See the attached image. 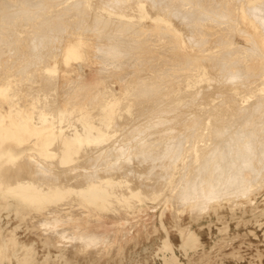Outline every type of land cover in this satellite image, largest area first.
I'll list each match as a JSON object with an SVG mask.
<instances>
[{
  "label": "rangeland",
  "instance_id": "obj_1",
  "mask_svg": "<svg viewBox=\"0 0 264 264\" xmlns=\"http://www.w3.org/2000/svg\"><path fill=\"white\" fill-rule=\"evenodd\" d=\"M19 1L16 2V0H0V5L2 6L0 7L2 8L3 13H1L0 8V22H2L0 23V87L3 85H8L7 93L10 95L6 97L0 94V115L2 113H5L6 111H9L11 108H16L17 116H24L25 114L28 116L30 115L33 118V122H36L38 121V116H40L38 114H41L40 112L44 107L46 108V106L48 105L52 106V103L57 102L55 106V103L53 104L55 111H57L58 104V110H60V112L63 113L64 111V113H66V111H68V113H71L73 115L72 117L70 116V114V118L67 117L68 114L64 115L63 113L62 119L57 120V122L59 121V125L63 126L66 132L69 131L71 133L74 131L76 132L78 130L77 127L79 129H83V127L85 126L89 130L92 129L91 127H94V130H96L94 122L98 120V118L103 117L102 115L104 111L106 112L111 109L110 106L114 105L113 102L116 101L115 98L120 97L122 99L121 102L126 101L127 104L125 102L124 104H122V106L119 105L117 109L113 110V115L115 114L116 116H112V118L114 119V123L111 126V128L113 129L109 127V129H111L109 130V135L107 134L109 137L105 135L104 137H102L103 139H96L89 143L84 142L85 144H79L76 141L75 144L77 145H75V147H78L80 150L78 149L76 152H72L73 159L70 162L66 163L64 166L61 167L57 159L43 158L41 155L39 156V154H33L32 152H35L34 150H27V153L25 152L26 155H35L34 161L30 163L35 162L36 164L34 163L27 165V162H29V156L26 157L24 153L22 157L18 158L19 160L17 159L15 164L10 165L12 167V170H14L15 172L12 173H14V176L18 178L21 177L22 179L26 180H33V182L34 179L36 182L43 181L45 180L44 178H46V181L50 179H53L55 181L63 177L65 179L64 182L67 181L66 183L68 187H74L77 185V187L74 188L75 190H79L80 187L91 184L90 180L92 179H99V177L101 179L108 178V175L110 174L112 178L124 180L125 186L123 185V183L120 184V187L122 189L125 188L123 191H126L128 187L132 186L131 188H133V192L139 190L141 191V195L144 196L129 198L130 200H127L125 202L122 200L113 199V203H111L112 205L110 204V202L106 203L105 205H103V203H100V205H96L86 201L82 196H80L79 193L73 194L76 191H72L67 193L66 198L64 197L65 200H63V198L62 201H58L61 203H47L42 205L40 209H24L23 214H20L22 218L19 217V215L17 216L14 210L2 208L0 211V234L6 236L8 233L14 232L17 240L20 243L27 242V244L29 245L33 244L36 251L35 257L37 261L35 263L34 260V262H29L28 264H264V146L260 145L261 142L264 143V128H262V130L260 129V122L254 124L258 125V128H255V133H258L256 134L258 137L254 139L256 140V142H258V147L255 146L252 148V146H250L246 154L247 158L246 156L245 158L243 157V159L246 160L243 161L244 163L249 161L248 167H238L239 169H248L246 172L244 170L235 171V168H232L233 170L229 169L228 173L226 174H229L232 177L227 175L226 178L228 179L225 178L223 180L221 179L222 177H218L219 179H221V182L217 180V173H214L212 176L213 181L217 180V185L215 184L214 187L215 189L207 188L203 185L205 187L204 188L200 185V183H198L199 181H197V184H195H199V189H196V187L198 186L194 187L196 190L193 188L189 189L190 187L187 184L188 182L196 179V177L198 178V176H201L200 174L197 175L198 173L194 172V167L191 166L193 163H195V159L198 158L199 154H195V152L191 150H194L196 146L199 147L201 143L206 144V142L208 145H210L208 148L209 150H212L210 147H218L217 145H214L216 143V140L210 141L208 139V136L206 135L208 131L205 130L206 126H208V123L211 125V121L213 123L218 119V117H220L215 116L214 118V116L212 117L209 115L211 112H215L216 110H214V104L217 107L220 103L219 101H222L221 99L232 101L230 104H228L229 107L225 108L227 110L229 108L234 109L235 106H233L232 104L236 105V110H233L235 112L232 111L235 114L229 112L230 110H232L230 109L227 113L228 116L227 114L226 116L228 118L233 114L231 117L235 118V120L237 118L238 121L243 122L241 124L243 127H246L247 125L249 127L250 122L253 121L251 120V117H248L247 114L251 116V112H255L252 113V118H255L257 116L258 120L260 119L259 115H261V117H263L264 115V113L261 114L262 112H264V108L260 107V109H258H262V111H259V115L256 113L258 112L257 108L255 109V111L251 112H247L246 109L245 111L247 113L243 114V116L236 115L237 112H239V109L246 108L245 106L248 107L249 104L252 107L257 104V101L258 103L263 101L264 58L258 54L264 51V48H262V51L260 49L262 44L259 42L260 44L257 45L259 47V52H256L258 50L254 51L255 53L253 54L252 58L246 62H243V64H241L240 62V64H238V62L236 61V63L238 64L237 65L236 63H234L235 61H232L235 59H233L232 56L236 55V51L238 52L241 47L243 48L248 45L250 47L252 46L250 44V40L260 41L262 38H264V28L262 31V26L264 27V23L261 26V23L264 20V15H261L264 12L262 11L264 10V0H257L253 2L254 5L249 0H122L124 2H122L121 0H104V2L106 1L105 4H103L102 0H76L77 3L75 0H32L33 3H36L38 6L41 5L38 4L39 1L40 3H43L42 6L37 7V9L35 8L37 6L36 4L35 7L33 6L34 4L31 5L33 6V11L36 10L38 12H29L30 15L28 13L27 15H24L26 14L24 10L31 11L30 9H27L28 7H30L29 0H26L28 4L22 0L23 2H21L23 4L26 3L24 5L28 7L23 5L20 6L22 8L21 9L18 8L19 6H17L19 10L21 9L20 11H17L14 7V10L17 11V14H14L16 13V11L12 14H14L13 16L15 17L10 15L7 8L3 9L5 6L7 7L10 4L12 5L13 3H16V5H18L17 3H19ZM32 1L30 2V4H32ZM68 1L71 3H69ZM80 1L82 2V4L80 3ZM246 1L249 2L248 4L250 5H247ZM73 2L75 4H72ZM139 2H143L146 8H139ZM237 2L240 3L238 4ZM22 3L19 4L21 5ZM78 3H80L81 5H77ZM236 3L238 5L235 6ZM65 5L66 8H64ZM68 5L72 7H69ZM85 5L89 6H87L88 9ZM98 5H104L105 7H107V9H110L113 12L116 11V13L118 14H115L113 16L115 17V20L109 21L110 25L117 24V21L118 24H120L119 21L122 22L123 20L125 22L127 21L126 19L130 17L131 19L128 18L130 20L129 22L131 23V20L133 19L134 21L132 20L133 22L131 24L134 25V27H136L137 25L139 27L137 26L136 28H133L131 27L132 25L130 26L129 24L132 33L129 32L130 28L128 27V29H124L128 31L124 32L123 30L124 33L122 32L120 35L116 34L117 31L115 30V26H104L103 24L99 23V18L100 21L103 20L102 17H110L111 19L113 18L112 16H109L105 11V13L98 11ZM239 5H241V7ZM252 5L260 6L261 8L259 7L260 10L258 9L254 11L253 9L251 10V7L253 8ZM23 7H26V9ZM130 7H132V9H129ZM235 7L236 9H234ZM55 8L56 13L58 14L55 13ZM77 8H83V10L85 11L82 13L83 10L77 11ZM95 8L97 9V11L95 10ZM229 8H231L232 10H230ZM66 9L68 12L66 11ZM244 9H246L249 13L255 12L252 15L249 14L251 15V18L255 17L254 20L260 19V22L255 20V22L257 23L255 26L256 28H254V26L252 25H249L248 21L243 18L242 15ZM3 10H6V14H9L11 18H9L8 15H4L5 11ZM250 10L253 12H250ZM21 11L24 14H22ZM57 11H59L60 13ZM69 11L71 14L69 13ZM74 11L77 12V16L75 15L76 12ZM141 11H144L145 15L146 12H148L149 14L160 12V14L163 16V20H155L147 15L145 17L143 16L144 13L142 14ZM256 11L262 13H259V15L258 13H256ZM19 12H21V15H18ZM51 12L55 15H53ZM66 12L67 14H65ZM62 13H64L65 16H63ZM230 13H232V16ZM98 14L102 16H99ZM215 14L218 16L220 14L222 18L220 16L217 17ZM208 15L211 17V19H208L210 18L207 17ZM227 15H229L230 18H233L229 20L230 23L228 21H224L227 20ZM2 16H4V18ZM205 16L207 17V21L205 20ZM120 17L121 19L119 20L118 18ZM95 18L98 20L99 25L96 23L97 21ZM110 18L108 20H110ZM2 19L6 21L4 22ZM219 19L223 20L225 23L223 21L218 22ZM53 20L55 23L53 22ZM135 20H138L137 24H134L136 23ZM93 21L95 22V25ZM112 22H114L115 24ZM170 22L175 24L178 30L173 31L171 29H165ZM96 29L98 31H95ZM135 29H137V34L133 32ZM138 29L140 30V32L138 31ZM99 31L103 32L101 34L104 35H101ZM195 33L197 34L196 36ZM117 36H119V38L123 40V44H118V47L120 48L118 49L120 51H115V53H113V51L111 52L110 50L111 48H113L112 44L114 43L115 45V42L118 41L116 40V38H118ZM154 37L156 39H154ZM180 38L183 39L184 45L178 43L180 42ZM218 38L220 39L218 40ZM73 40H79L80 47L79 50L76 51L75 56L67 58L66 56L68 53L66 47ZM139 40L141 41L139 42ZM174 45H176V47H173ZM226 47H228L230 50H226ZM200 48L204 49V51ZM231 50H234L235 52ZM225 51H228L226 53L229 54H224ZM56 53L58 54V56ZM186 56H189L191 58L198 56V66L191 65V67L188 66L187 68H185V62H182V64L181 61L182 59L184 60ZM200 57L204 58L203 62L202 58ZM207 57L209 58L207 59L209 61L205 60ZM210 57H215L216 60H210ZM217 59H220L221 63ZM240 59L241 58H239L238 61H240ZM226 60L232 61L235 65H237V67L239 65H241L242 67L243 65H247L244 68H246L248 76H242L240 73L244 74L245 71L242 70V67L238 68V70L241 69V72L239 71L240 75H237V83L235 82L236 84H234V86L237 87L238 90H240V88L243 90L237 92L234 89L230 90V85H228L229 83L223 81L222 76H224L227 72ZM210 61L218 63L215 64L213 62L214 64L212 65ZM44 63L47 64L45 65ZM220 64L222 65V67ZM200 65H208L206 69L207 73L204 76L200 75ZM51 67L52 69L48 70V68ZM213 68L216 69L214 70ZM224 68H226V71ZM222 69L224 70L223 72H221ZM190 73H192L191 76H189ZM197 75H200L201 77H199L200 84H196L198 85L197 88L195 87L196 85L193 86L194 88L191 86L193 92H190V87H183L188 78L190 79V77L193 76L194 79L197 77ZM48 76L50 77V79ZM241 77L246 78L242 79ZM202 78L204 80H202ZM104 79L105 81H103ZM55 81L56 83H54ZM148 81L149 83L151 82V84L148 83L149 86L146 85L145 89H143L144 85ZM259 81H261L260 84ZM48 83L51 84L52 87L57 86L55 87L57 88V90H54V87L50 88V85ZM156 84L159 86L157 87ZM47 85L49 89L46 87ZM68 85L71 87H69L70 89L68 88ZM248 86L255 88H250ZM125 87L129 88V90L131 89L129 91V93L131 92L130 94H126L128 90L126 89V92ZM147 87H149V92L148 90L146 91ZM154 87L155 89H153ZM178 87L184 89V92L182 89H178ZM61 88L63 89L61 90ZM105 88L106 91H104ZM109 88L112 89L111 92H109L110 94H112L111 96L108 93V90L110 91ZM141 88L143 89V91H141ZM248 88H250V90ZM26 89L30 90V93ZM173 89L174 93H172ZM138 90L143 94H140ZM42 91L45 93H43ZM195 91L201 92H199L200 94L198 96H192L194 95ZM104 92L106 94L108 93L109 96H106ZM146 92L147 95L145 94ZM47 93H49L51 97ZM103 93L106 97H104ZM148 93L149 95L150 93H153L154 97L153 94H151L149 97ZM176 93L180 94L181 96L177 95ZM208 93L211 94L210 99H218L217 102L213 101L212 99L210 100ZM240 93H243L245 95H239ZM187 94H191V97H188ZM12 95L14 99L11 98ZM234 95H237V97H234ZM128 96L131 97L132 104L130 103V97ZM204 96L210 101L207 100ZM218 96L222 98L220 99ZM259 96L260 98H258ZM122 97H125L124 100ZM126 97L128 99H126ZM233 97L235 98V100L236 98L238 99L237 102H235ZM102 98H107L106 106L103 103V101L105 102V100ZM182 98L185 100H183ZM249 98L253 100L255 99V101L251 100L250 102ZM181 99L183 100V103L181 102ZM36 100L38 103L36 102ZM243 100H246L245 102L250 103H244ZM153 101L155 103H153ZM171 102H173L174 104L172 103V105H170ZM197 102H199L200 105H197ZM202 104L204 105V107ZM243 104L244 106H242ZM100 105H104L106 107V110L100 107ZM158 105L162 107L160 108ZM190 105H193V108H190ZM198 106L199 108L201 106V111H193V109H199ZM178 107L179 109L180 107H183V109L181 108L179 110ZM121 108L124 109L123 112H126L121 114ZM210 108H212L213 111L210 110ZM129 109L130 111L132 110L133 114H130V111L129 113L127 112ZM184 109H187V115L180 114L181 112L186 111ZM37 110L39 111L38 113ZM190 110L196 113V115L198 113V116L200 115L194 121V123L190 125L194 128L197 127V129L190 128L188 130H182L180 128L187 126L189 123L188 121L190 120L189 118L192 116L193 112H191ZM83 111H85L84 114ZM88 111L91 112L92 115ZM158 111L163 113H159ZM240 112L239 114H242ZM95 113L99 114V116L97 117V114ZM79 114L80 116L84 117H78ZM89 115H91L90 117L92 118L88 120L91 121L92 119V122H88V120L85 119V117L89 118ZM117 115H120V119ZM245 115L247 116L244 117ZM104 116H106V114ZM51 117L52 115L49 117L50 120H54V118ZM178 117H180L181 119ZM200 117L204 120H202ZM205 117H208V119L206 120ZM77 118H79V122L77 121ZM116 119L117 121H115ZM220 119H222V117H220ZM69 120L72 121L71 125ZM83 120L85 121L86 125H83ZM255 120L256 118L254 119V121ZM64 121L67 122L64 123ZM199 121L201 123H199ZM203 121H206L208 123L206 124ZM244 121H248L245 122L246 126L244 124ZM77 122L81 124L79 125ZM56 123L54 124V127L58 126V124L56 125ZM74 123H77V126H75ZM72 124L75 127L72 126ZM69 125L73 128H71ZM198 125L200 126L198 127ZM204 125L206 126L204 127ZM202 129H204L203 133L204 131H206L203 134V139L205 142L202 141L197 143L194 148L189 147L188 144H190V142L188 141L184 142V144H181L180 142V146L178 145V138L180 136L185 137L187 134L188 137L190 135L189 138L192 140L195 136L198 137L202 133ZM114 130H117V133L115 135ZM236 133L238 134V132ZM237 134H234V136H236ZM259 135L263 138L259 137ZM69 136H71V134ZM234 136H231V138L233 139ZM35 137L36 136H32L31 140L34 141ZM225 137L221 139L224 140L226 139ZM206 138L208 140H205ZM252 138L253 137L250 136L248 140H251ZM257 138H260L259 141H257ZM103 140L105 141L103 142ZM220 141L221 140L219 139V143L217 142L216 144L222 145ZM56 142L54 144H56ZM224 143H226V141H224ZM54 144H52L50 148H54ZM81 147H84V149H82ZM187 149L190 151H188ZM222 149L221 151L223 152V155L225 153L226 156L231 151L230 147L228 148L230 150H227L225 148ZM259 149H261L262 151ZM185 152H187V155ZM205 152H207V154L211 153L208 151ZM220 152V155L217 154V157H215L214 160H216L218 156H220V158L223 156ZM180 154L183 155L181 156ZM180 156L182 157V159H180ZM44 161H46L47 163H44ZM209 161L207 160L206 162H204L206 164V167H203L207 168L213 165L209 164L208 166L207 164ZM179 162H181V164ZM24 164L27 166L26 171L30 168L28 172H24ZM39 164H42L41 166L44 167V171L46 170L47 172H49L48 175L50 176V179L48 178V176L46 177L47 173L46 175H44V171L38 172L37 169ZM235 164H237L238 166L241 164V162H236ZM235 164H233L231 167L236 166ZM242 164L240 166H242ZM195 165L197 166V164ZM32 167L34 168V170L32 169ZM63 167L66 173L59 171ZM257 167L258 169H256ZM190 168L191 170H189ZM174 169H176L177 173ZM33 171H37V173H34ZM237 171H242L244 173L240 175V173H238ZM236 172L237 174H234ZM31 174L34 175L31 176ZM94 176L96 177L94 178ZM235 178H237L236 180H238L239 182H237L236 180L233 181V179ZM199 179L201 180L202 178ZM240 179L243 180L244 183H240ZM231 181L237 182V184L240 183L239 185H237V187H242L243 184V188H246L248 186L249 189H247L246 192V189L243 191L246 194H242V188H238L236 189V191L235 189H233V187L229 190L228 186L232 184L234 185V183H232ZM227 182H231V184ZM226 183L228 184V186L226 185ZM120 187L119 190L121 189ZM237 187L235 186V188ZM210 189L215 190L216 193H211L212 190ZM216 189L219 190L216 191ZM227 191H230L231 194L226 193ZM189 192H194V194L192 195L190 193L191 195L189 196L187 195ZM209 192L211 194H208ZM232 193L235 194L232 195ZM236 193H238L239 195L236 196ZM128 195L130 196V194H126V196ZM206 195H211L214 197V199L210 198L209 200L208 196L206 197ZM192 196H195V198H193ZM3 201L4 199L0 198L1 204L4 203ZM130 202L132 203L130 204ZM57 204H59V207L57 206ZM108 204H110V206H108ZM58 208H61L60 212L59 214L57 212H54L58 214V216L54 217L53 210H56ZM50 209L53 210L51 211ZM48 216L51 217L49 218L50 220L48 219ZM17 217H19V219ZM54 218H58L59 220L57 219L56 221V219ZM60 218H62V220H60ZM48 220L51 222H49ZM166 238L169 239V243H171V245H169V247L167 246V248H163V244L168 243L166 241ZM183 239L185 240L187 248L182 247ZM21 248L18 249L17 252V255L20 256H17L18 260L24 256H33V248H30L31 250H25V253ZM27 252L29 253L27 254ZM18 260L14 256L11 258V260L9 257H6V259L4 258L1 264H18L20 261Z\"/></svg>",
  "mask_w": 264,
  "mask_h": 264
},
{
  "label": "bare ground",
  "instance_id": "obj_2",
  "mask_svg": "<svg viewBox=\"0 0 264 264\" xmlns=\"http://www.w3.org/2000/svg\"><path fill=\"white\" fill-rule=\"evenodd\" d=\"M19 0H16V2H18ZM22 0H20L19 1V3H22L23 1H25L26 3H27V1L26 0H23L22 2H21ZM32 0H29V5H30V7H28V6H26V5H24V4H26V3H22L21 5L19 4V3H17L18 5H16V3H13L12 5L10 4L9 6H11V7H9V6H5L3 9H6L7 8V10H8V12L10 13V15H14V14H17V11H20L22 8L20 7V6H26V7H28L27 9H30L31 11H28V10H24L25 12H26V14H24L22 11V14H24V15H27V13L30 15V13L31 12H35V11H33L34 9L32 8L33 6L35 7L36 5L33 3V1H32V4H30V2H31ZM70 1V0H69ZM68 1V2H69ZM73 1V0H72ZM76 1V0H75ZM82 1V0H81ZM80 1V3L82 4V2ZM84 1V0H83ZM88 1V0H87ZM87 1H86V4H87ZM92 1V0H91ZM114 1V0H113ZM112 1V2H113ZM122 1V0H121ZM128 1V0H127ZM126 1V2H127ZM142 1V0H141ZM143 1H146V0H143ZM252 4H253V2H255V1H257V0H249ZM260 1V0H259ZM262 1V0H261ZM51 2V1H50ZM63 2V1H62ZM65 2H67V1H65ZM100 2V1H99ZM102 2H103V4H105V2H104V0H102ZM101 2V3H102ZM118 2V1H117ZM122 2H124V1H122ZM125 2V3H126ZM234 2V1H233ZM236 2V1H235ZM247 2V1H246ZM7 3V4H8ZM43 3V2H42ZM42 3H40V1H39V3L38 4H41V5H39V6H42ZM59 3V2H58ZM69 3H71V2H69ZM76 3H77V1H76ZM80 3H78L77 5H81ZM109 3V2H108ZM124 3V4H125ZM238 3V2H237ZM235 4V6L236 5H238V4ZM249 2H247V5H250V4H248ZM28 4V3H27ZM34 4V5H33ZM72 4H75L74 2L72 3ZM71 4V5H72ZM97 4V3H96ZM107 4V3H106ZM112 4V3H111ZM127 4V3H126ZM159 4V3H158ZM14 5V6H13ZM31 5H33V6H31ZM56 5V4H55ZM91 5V4H90ZM108 5V4H107ZM129 5V4H128ZM147 5V4H146ZM243 5H246V4H243ZM254 5V4H253ZM252 5V6H253ZM1 6V5H0ZM17 6H19L18 8H21L20 10L17 8ZM38 5L35 7L36 9H37V7H39ZM44 6V5H43ZM48 6V5H47ZM69 7H72V6H70V5H68ZM76 6V5H75ZM78 6V7H79ZM86 6V5H85ZM88 6V5H87ZM86 6V8L88 9V7ZM120 6V5H119ZM124 6V5H123ZM133 6V5H132ZM240 7H241V5H239ZM2 7V6H1ZM0 7V8H1ZM14 7L16 8V10H14ZM26 7H23V8H25L26 9ZM45 7V6H44ZM59 7H61V6H59ZM58 7V8H59ZM64 7V6H63ZM62 7V8H63ZM138 7L140 8H146V6H145V4L143 3V2H139L138 3ZM238 7V6H237ZM247 7V6H246ZM245 7V8H246ZM260 6H253V8L251 7V10L253 9L254 11L255 10H260V8H259ZM64 8H66V5H65V7ZM137 8V7H136ZM156 8V7H155ZM225 8H226V6H225ZM263 8H264V6H263ZM40 9H41V7H40ZM70 9V8H69ZM72 9H75V8H72ZM93 9V8H92ZM97 9H98V11H101V12H103V13H105V12H107V14L109 15V16H112V18L113 19H111L110 17V20H108L109 18L107 17V18H104V17H102L103 18V20H101L100 21V18L98 19L99 20V23L100 24H103L104 26L105 25H109V26H115V30L117 31V33L116 32H114V33H116V34H121L122 32H123V30L124 29H128V27L130 28V30H129V32H131L132 33V31H131V27H133V28H136V27H134V25H132L131 23L134 21L133 19V21L131 20V23L129 22L130 20L128 19V18H130V17H128L126 20L128 21H123L122 20V22H120L119 21V23L120 24H118V21L116 22L117 24H115L114 22H112V23H114L115 25H110L109 24V21H111V20H115L114 18L115 17H113L115 14H117L116 13V11L115 12H113V11H111L110 9H107V7H105L104 5H98L97 6ZM97 9L95 8V10L97 11ZM119 9V8H118ZM129 9H132V7H130ZM230 10H232L231 8H229ZM234 9H236V7L234 8ZM233 9V10H234ZM247 9V8H246ZM246 9H244L243 10V18L244 19H246V21H248V24L249 25H252V26H254V28H256L255 26H256V22H255V20L256 21H259V20H257V19H255L254 20V18H251V15L253 14V13H255V12H253V11H251L250 10V12H253V13H249V12H247V10ZM50 10V9H49ZM55 10V13H56V8L54 9ZM58 10V9H57ZM63 10V9H62ZM78 10H83V8L82 9H78L77 8V11ZM223 10V9H222ZM225 10V9H224ZM3 11H5V14L4 15H8L9 16V14H6V10H3ZM16 11V13H14V14H12L13 12H15ZM28 11V12H27ZM52 11H53V9H52ZM65 11V10H64ZM66 11H67V9H66ZM85 10H83L82 11V13L84 12ZM105 11V12H104ZM120 11V10H119ZM122 11V10H121ZM137 11H138V9H137ZM262 11H264V10H262ZM7 12V13H8ZM21 12H19V14L18 15H21ZM30 12V13H29ZM36 12H38V11H36ZM57 12H59V11H57ZM68 12V11H67ZM67 12L65 13V14H67ZM74 12H76V11H74ZM142 12V11H141ZM1 13H2V8H1ZM52 13V12H51ZM53 13H54V11H53ZM52 13V14H53ZM60 13V12H59ZM69 13H70V11H69ZM82 13H80V14H82ZM144 13V11L142 12V14ZM256 13H260V12H257L256 11ZM262 13V12H261ZM260 13V14H261ZM3 14V13H2ZM56 14H58V13H56ZM63 14V16H65L64 15V13H62ZM71 14V13H70ZM75 14V13H74ZM85 14V13H84ZM83 14V15H84ZM96 14V13H95ZM203 14V13H202ZM205 14V13H204ZM209 14V13H208ZM218 14V13H217ZM231 14V16H232V13H230ZM249 14H251V15H249ZM259 14V15H260ZM53 15H55V14H53ZM76 16H77V12H76V14H75ZM99 15V14H98ZM118 15V14H117ZM130 15V14H129ZM140 15V14H139ZM146 15L147 16H149L150 18H152V19H155V20H163V16L160 14V12H156V13H152V14H149L148 12H146ZM146 15H145V13H144V15L143 16H145L146 17ZM182 15H184V14H182ZM216 15V14H215ZM258 15V16H259ZM261 15H264V12L261 14ZM49 16V15H48ZM51 16V15H50ZM70 16V15H69ZM74 16V15H73ZM99 16H102V15H99ZM120 16V15H119ZM123 16V15H122ZM134 16V15H133ZM142 16V15H141ZM191 16V15H190ZM204 16V15H203ZM217 17H221L222 18V16L219 14V16L218 15H216ZM3 18H4V16H2ZM13 17H15V16H13ZM12 17V18H13ZM24 17V16H23ZM95 17V16H94ZM97 17V16H96ZM106 17V16H105ZM207 17H210L209 15L207 16ZM206 16H205V20H206V18H207ZM8 18V17H7ZM9 18H11L10 16H9ZM126 18V17H125ZM232 18V17H231ZM231 18L229 17V15H227V17H226V19L227 20H224V21H228L229 22V20H231ZM257 18V17H256ZM262 18V17H261ZM264 18V17H263ZM49 19H51V18H49ZM96 19V18H95ZM105 19V20H104ZM119 20L121 19V17L120 18H118ZM123 19V18H122ZM131 19V18H130ZM137 19V18H136ZM165 19V18H164ZM208 19H211V17L210 18H208ZM214 19V18H213ZM212 19V20H213ZM233 19V18H232ZM3 21H4V19H2ZM94 20V19H93ZM98 20L96 19V23L98 24ZM116 20H117V16H116ZM173 20H175V19H173ZM179 20V19H178ZM262 20V19H261ZM6 21V20H5ZM4 21V22H5ZM50 21V20H49ZM65 21V20H64ZM93 21V22H94ZM138 21V20H137ZM137 21L135 20V22L136 23H134V24H137ZM140 21H142V20H140ZM168 21V20H167ZM207 21V20H206ZM219 21H223V20H218V22ZM223 21V22H224ZM264 21V20H263ZM262 21V23H261V26H262V24L264 23ZM53 22H54V20H53ZM95 22H94V25H95ZM209 22V21H208ZM207 22V23H208ZM211 22V21H210ZM260 22V21H259ZM0 23H2V22H0ZM55 23V22H54ZM111 23V24H112ZM139 23H141V22H139ZM143 23V22H142ZM225 23V22H224ZM230 23V22H229ZM234 23H236V22H234ZM247 23V22H246ZM49 24H51V23H49ZM129 24H130V26H129ZM209 24V23H208ZM54 25V24H53ZM52 25V26H53ZM99 25V24H98ZM141 25V24H140ZM233 25V24H232ZM232 25H231V27H232ZM264 25V24H263ZM55 26V25H54ZM117 26V27H116ZM235 26V25H234ZM233 26V27H234ZM2 27H4V26H2ZM98 27V26H97ZM139 27V26H138ZM163 27V26H162ZM229 27H230V25H229ZM54 28V27H53ZM104 28V27H103ZM112 28V27H111ZM263 26H262V31H263ZM0 29H1V27H0ZM99 29V28H98ZM113 29V30H114ZM165 29H167V30H169V29H171V30H173V31H176V30H178V28L175 26V24H173V23H168V26L165 28ZM233 29V28H232ZM235 29V28H234ZM136 30L137 29H135L133 32H135L136 33ZM180 30V29H179ZM80 31V30H79ZM95 31H98L97 29L95 30ZM102 31V30H101ZM107 31V30H106ZM125 31H128V30H124V32ZM138 31L140 32V30L138 29ZM100 32V31H99ZM123 32V33H124ZM181 32V31H180ZM185 32V31H184ZM264 32V31H263ZM101 33H103V32H100V34ZM105 33V32H104ZM109 33H112V32H109ZM113 33V34H114ZM134 33V34H135ZM138 33V32H137ZM136 33V34H137ZM167 34V33H166ZM101 35H104V34H101ZM115 35V34H114ZM126 35V34H125ZM197 34L195 33V36H196ZM234 35V34H233ZM248 35H250V34H248ZM166 36V35H165ZM169 36V35H168ZM220 36V35H219ZM118 38H116V40H118V41H116L115 42V45H114V43L112 44V47L113 48H111V52L113 51V53H115V51H117V52H119L120 50V48L118 47V44H121L122 43V41L123 40H121L120 38H119V36H117ZM151 37V36H150ZM156 37V36H155ZM154 37V39H156ZM152 38V37H151ZM206 38H208V37H206ZM146 39V38H145ZM220 38H218V40H219ZM228 39V38H227ZM138 40V39H137ZM226 40V39H225ZM132 41V40H131ZM135 41V40H134ZM133 41V42H134ZM141 40H139V42H140ZM180 42H178L179 44H181V45H184L183 44V39H181L180 38V40H179ZM127 42V41H126ZM142 42H143V40H142ZM186 42V41H185ZM262 44V46H261V51H262V48H264V38H262L260 41H256V40H250V44L252 45L251 47L248 45V46H245V47H241L239 50H238V52L236 51V55H234V56H232L233 57V59L234 60H232L234 63H236V61L238 62V64H243V62H246V61H248L249 59H251L252 58V56H253V54L255 53L254 51H256V50H258V51H256V52H259V47L257 46V45H259L260 43ZM137 43V42H136ZM176 43V42H175ZM202 43V42H201ZM216 43V42H215ZM214 43V44H215ZM221 43H222V41H221ZM228 43H230V42H228ZM62 44V43H61ZM79 44H80V41L79 40H73V41H71L68 45H67V47H66V49H67V58H70L71 56H75V54H76V51H78L79 50ZM123 44V43H122ZM128 44V43H127ZM133 44V43H132ZM196 44H198V43H196ZM141 45V44H140ZM180 45V46H181ZM230 45V44H229ZM235 45V44H234ZM239 45H241V44H239ZM117 46V47H116ZM120 46V45H119ZM123 46V45H122ZM172 46V45H171ZM198 46V45H197ZM237 46V45H236ZM241 46H243V45H241ZM173 47H176V45H174ZM229 47V46H228ZM228 47H226L225 49L227 50V49H229ZM232 47V46H231ZM119 48V49H118ZM182 48V47H181ZM234 48H235V46H234ZM201 49V48H200ZM233 49V48H232ZM201 50H203L204 51V49H201ZM230 50V49H229ZM61 51V50H60ZM200 51V50H199ZM231 51H233V52H235L234 50H231ZM231 51H230V53H231ZM260 51V52H261ZM109 52V51H108ZM122 52V51H121ZM219 52H220V50H219ZM226 52H228V51H225V53L224 54H227ZM58 53H59V51H58ZM123 53V52H122ZM222 53H223V51H222ZM221 53V54H222ZM57 54V53H56ZM186 54V53H185ZM229 54V53H228ZM227 54V55H228ZM259 55H261L263 58H264V51L262 52V53H258ZM118 55H120V54H118ZM124 55V54H123ZM196 55H197V53H196ZM196 55H194V56H196ZM214 55V54H213ZM57 56H58V54H57ZM193 56V55H192ZM203 56V55H202ZM212 56V55H211ZM218 56V55H217ZM236 56V57H235ZM51 57V56H50ZM53 57V56H52ZM142 57V56H141ZM148 57V56H147ZM181 57V56H180ZM198 57V56H197ZM197 57H193V58H191V57H189V56H186L185 58H184V60L182 59V61H181V63L182 62H185L184 64V66H186L185 68H187L188 66H190L191 67V65H196V66H198V58ZM238 57V58H237ZM200 58H202V57H200ZM230 58H231V56H230ZM239 58H243L242 59V61H241V59H240V61H238V59ZM186 59V60H185ZM188 59V60H187ZM203 59L204 58H202V62H203ZM207 59H209L208 57L205 59L206 61H209V60H207ZM216 60V58L214 57H210V60ZM228 59V58H227ZM46 60H47V58H46ZM204 60V61H205ZM218 60V59H217ZM205 61V62H206ZM219 62L221 61L220 59L218 60ZM223 61V60H222ZM227 61V60H226ZM232 61H227L226 62V68H227V72L225 73V75L224 76H222L223 77V81H225L226 83H229L228 85H230L229 86V88H230V90L231 89H234L236 92L237 91H240V90H243V89H241L240 87H238V88H240V90H238L237 89V87H235L234 86V84H236L237 82H236V80H238L237 79V75H242V76H246L247 75V72H246V68H244L245 66H247V65H243V67L241 66V65H239L238 67H237V65H235ZM164 62V61H163ZM188 62H189V64H188ZM211 62V61H210ZM214 61H212L211 63H212V65L215 63H213ZM230 62V63H229ZM240 62V63H239ZM207 63V62H206ZM218 63V62H217ZM217 63H215V64H217ZM221 63V62H220ZM224 63H225V61H224ZM45 64V63H44ZM47 64V63H46ZM45 64V65H46ZM183 64V63H182ZM181 64V65H182ZM223 64V63H222ZM221 65V64H220ZM30 66V65H29ZM183 66V67H184ZM215 66H217V65H215ZM214 66V67H215ZM181 67V66H180ZM200 67V71H201V73H200V75H202V76H204L206 73H207V71H206V69H207V67H208V65H200L199 66ZM198 67V68H199ZM211 67V66H210ZM219 67V66H218ZM218 67H216V68H218ZM221 67H222V65H221ZM242 67V70H244L245 71V75L244 74H242V73H240L239 74V71L241 70H238V68H241ZM78 68V67H77ZM171 68V67H170ZM182 68V67H181ZM215 68V69H216ZM226 68H224L225 69V71H226ZM32 69V68H31ZM49 69H52V67L51 68H48V70ZM178 69H179V67H178ZM214 69V68H213ZM214 69V70H215ZM27 70V69H26ZM183 70V69H182ZM185 70V69H184ZM199 70V69H198ZM29 71H31V70H29ZM101 71V70H100ZM164 71V70H163ZM224 70L222 69V71L221 72H223ZM244 71H242V72H244ZM263 71V70H262ZM48 72V71H47ZM166 72H167V70H166ZM241 72V71H240ZM249 72V71H248ZM218 73V72H217ZM46 74V73H45ZM253 74V73H252ZM192 75V73H190L189 74V76H191ZM200 75H197V77L196 78H194L193 79V76L192 77H190V79L188 78V80H187V82L185 83V85L183 86L184 88H189V89H191V91L190 92H193L192 91V88H191V86L193 87V86H195L196 84H198L199 82H200ZM221 75H222V73H221ZM260 75V74H259ZM53 76V75H52ZM158 76V75H157ZM248 76V75H247ZM49 77V76H48ZM105 77V76H104ZM178 77V76H177ZM200 77V78H199ZM209 77V76H208ZM211 77V76H210ZM218 77H219V75H218ZM240 77V76H239ZM103 78V77H102ZM216 78V77H215ZM242 79L244 78H246V77H241ZM49 79H50V77H49ZM146 79V78H145ZM148 79V78H147ZM180 79V78H179ZM199 79V80H198ZM48 80V79H47ZM184 80V79H183ZM182 80V81H183ZM198 80V81H197ZM202 80H204L203 78H202ZM51 81V80H50ZM103 81H105V79L103 80ZM164 81V80H163ZM179 81V80H178ZM209 81V80H208ZM207 81V82H208ZM253 81V80H252ZM255 81H257V80H255ZM146 82V81H145ZM155 82V81H154ZM153 82V83H154ZM236 82V83H235ZM251 82V81H250ZM260 82L261 81H259V84H260ZM2 83V82H1ZM54 83H56V81L54 82ZM72 83V82H71ZM142 83V82H141ZM149 81L145 84V83H143V84H145L144 85V88L143 89H145V87H146V85L147 86H149V84H151V82L149 83ZM152 83V84H153ZM157 83V82H156ZM183 83V82H182ZM204 83V82H203ZM210 83V82H209ZM256 83V82H255ZM264 83V82H263ZM5 84V83H4ZM49 84V83H48ZM108 84V83H107ZM200 84V83H199ZM243 84V83H242ZM247 84H249V83H247ZM50 86V88L52 87L51 86V84H49ZM109 85V84H108ZM111 85V84H110ZM157 85V84H156ZM167 85V84H166ZM206 85V84H205ZM221 85V84H220ZM224 85V84H223ZM45 86V85H44ZM140 86V85H139ZM154 86V85H153ZM159 85H157V87H158ZM165 86V85H164ZM181 86V85H180ZM179 86V87H180ZM197 86L198 85H196L195 87L197 88ZM239 86V85H238ZM243 86V85H242ZM42 87V86H41ZM47 88H48V85L46 86ZM54 87V86H53ZM52 87V88H53ZM55 87H57V86H55ZM53 88L54 90L56 89L57 90V88ZM70 86L68 85V88H69ZM106 87V86H105ZM110 87V86H109ZM127 87V86H126ZM125 87V91H126V89L128 90V92L126 93V94H128L129 93V91L131 90H129V88H126ZM152 87V86H151ZM150 87V88H151ZM178 87V89H182V88H179ZM203 87V86H202ZM217 87V86H216ZM224 87V86H223ZM228 87V86H227ZM248 87H250V86H248ZM43 88V87H42ZM71 88V87H70ZM69 88V89H70ZM107 88V87H106ZM106 88H105V90L104 91H106ZM113 88V87H112ZM131 88V87H130ZM148 88L149 87H147L146 88V91L148 90ZM174 88V87H173ZM175 88H177V87H175ZM194 88V87H193ZM211 88H213V87H211ZM247 88V87H246ZM245 88V89H246ZM250 88H255V87H250ZM250 88H248L249 90H250ZM30 89V88H29ZM41 89V88H40ZM49 89V88H48ZM63 88H61V90H62ZM108 89V88H107ZM110 89V91L108 90V93L109 92H111V88H109ZM140 89V88H139ZM143 89L141 88V91H143ZM153 89H155V87L153 88ZM172 89V88H171ZM207 89V88H206ZM257 89V88H256ZM28 92L31 90H28V89H26ZM183 90V92H184V89H182ZM182 90H180V91H182ZM216 90H218V89H216ZM247 90V89H246ZM254 90V89H253ZM7 91H8V85H3V86H1L0 87V94L1 95H3V96H6V97H8V96H10L8 93H7ZM44 91V90H43ZM42 91V92H43ZM46 91V90H45ZM139 91V90H138ZM137 91V92H138ZM141 91H139V93L141 94L142 92ZM145 91V90H144ZM150 90H148V92H149ZM159 91V90H158ZM179 91V90H178ZM186 91V90H185ZM197 91V90H196ZM195 91V92H196ZM202 91V90H201ZM201 91H198V92H194V95H192V96H198L200 93L199 92H201ZM207 91V90H206ZM212 91H214V90H212ZM221 91V90H220ZM257 91V90H256ZM10 92V91H9ZM54 92H56V91H54ZM53 92V93H54ZM67 92V91H66ZM69 92V91H68ZM115 92V91H114ZM151 92H152V90H151ZM187 92H188V90H187ZM209 92V91H208ZM216 92V91H215ZM218 92V91H217ZM235 92V93H236ZM243 92V91H242ZM251 92V91H250ZM255 92V91H254ZM11 93H12V91H11ZM30 93V92H29ZM28 93V94H29ZM32 93V92H31ZM43 93H45V92H43ZM105 93V92H104ZM104 93H103V95H104ZM106 94V96H109V94ZM131 93V92H130ZM129 93V94H130ZM156 93V92H155ZM169 93V92H168ZM172 93H174V89H173V92ZM179 93V92H178ZM212 93V92H211ZM220 93H222V92H220ZM246 93V92H245ZM249 93V92H248ZM263 93H264V91H263ZM14 94V93H13ZM27 94V93H26ZM33 94V93H32ZM48 95H49V93H47ZM46 94V95H47ZM114 94V93H113ZM132 94H133V92H132ZM143 94V93H142ZM146 95H147V92L145 93ZM151 94H153V93H150V95ZM177 94V93H176ZM184 94V93H183ZM182 94V95H183ZM186 94V93H185ZM193 94V93H192ZM45 95V94H44ZM53 95V94H52ZM112 94H110V96H111ZM150 95H149V93H148V96L150 97ZM177 95H180V94H177ZM188 95V97H191V94L189 95V94H187ZM211 94H209L208 93V96H209V99H210V96ZM214 95V94H213ZM239 95H245V94H243V93H240ZM34 96V95H33ZM50 96V95H49ZM57 96V95H56ZM67 96V95H66ZM105 95H104V97H106ZM132 96V95H131ZM136 96V95H135ZM143 96V95H142ZM145 96V95H144ZM172 96H173V94H172ZM181 96V95H180ZM201 96V95H200ZM199 96V97H200ZM247 96V95H246ZM246 96H242V97H246ZM252 96H253V94H252ZM40 97V96H39ZM42 97V96H41ZM51 97V96H50ZM117 97V96H116ZM128 97H130V96H128ZM153 97H154V94H153ZM160 97H161V95H160ZM163 97V96H162ZM176 97H178V96H176ZM183 97V96H182ZM187 97V96H186ZM205 97V96H204ZM206 97H207V95H206ZM205 97V98H206ZM219 97V96H218ZM225 97V96H224ZM234 97H237V95L235 96L234 95ZM233 97V98H234ZM12 99H14V97H13V95H12V97H11ZM55 98V97H54ZM99 98V97H98ZM107 98H110V97H107ZM107 98L105 99V98H102V99H104L105 100V102L103 101V103L105 104V106L107 105L106 104V100H107ZM123 98V100H124V98L125 97H122ZM165 98V97H164ZM213 98H214V96H213ZM220 99L222 98V97H219ZM241 98V97H240ZM258 98H260V96L258 97ZM262 98V97H261ZM10 99V98H9ZM42 99V98H41ZM111 99H114V98H111ZM119 99V100H118ZM126 99H128L127 97H126ZM125 99V100H126ZM133 99V98H132ZM153 99V98H152ZM157 99V98H156ZM174 99V98H173ZM178 99V98H177ZM183 99V98H182ZM181 99V102L183 101V100H185V99H183L182 100ZM192 99V98H191ZM198 99V98H197ZM207 100H209L208 98H206ZM212 99V98H211ZM210 99V100H211ZM219 99V100H220ZM228 99V98H227ZM230 99V98H229ZM250 100V102H251V100H253V99H251V98H249ZM52 100V99H51ZM100 100V99H99ZM115 102H113V104L114 105H112V106H110V108L111 109H109V111H104L103 109V115H102V113H101V115L103 116V117H100V118H98V120H94L95 122V128H96V130H94V127H91L92 129L91 130H89L86 126L85 127H83V129H79L78 127H77V131L75 132H66L65 131V129H64V127L63 126H60L59 125V121L57 122V120H61L62 119V117H63V113H64V111H63V113L62 112H60V110H58V104H57V111H55L54 110V106L56 105V103L57 102H54V103H52V106H53V104H54V106L52 107V106H50V105H48V106H46V108L44 107L43 108V110L40 112L41 114H38V115H40V116H38L37 118H38V121H36V122H33V118L29 115H24V116H17L16 115V108H11L9 111H6L5 113H2L1 115H0V198H2V199H4V203L3 204H1L0 203V211H1V209L2 208H8L9 210H14L15 212H16V214H17V216L19 215V217H21L20 216V214H23V210L24 209H28V208H31V209H40L41 207H42V205H44V204H47V203H57L58 201H62V199L65 197L66 198V195H67V193L68 192H74V191H76V192H74L73 194H75V193H79L80 194V196H82L86 201H88V202H90V203H93V204H96V205H100V203H103V205H105L106 203H108V202H110V204L111 203H113L112 201H113V199H118V200H122V201H127V200H130L129 198H134V197H142V196H144V195H141V191H139V190H137V191H134L133 192V188H131V187H128L127 188V190L126 191H123L124 189H122L121 187H120V184H122L123 183V185L125 184V182H124V180H122V179H115V178H112L111 176H110V174L108 175V178H103V179H101L100 177H99V179H92V180H90L91 181V184H87V185H85V186H82V187H80V189L79 190H75L74 188L75 187H77V185L76 186H72V187H68L67 186V181L66 182H64V178L63 177H61L60 179H58V180H53V179H50L49 177V172H47L46 170L44 171V167L43 166H41L42 164H39V166H38V172L39 171H44L43 173H45L44 175H46V173H47V175H46V177L48 176V178L51 180H47L46 181V178H44L45 180H43V181H38V182H36L35 181V179H34V182H33V180L32 181H30V180H26V179H22L21 177L20 178H18V177H16V176H14L15 174V172H14V170H12V167L10 166V165H13V164H15V162L17 161V159L18 158H20V157H22V155L27 151V150H34L35 152H32L33 154H39V156L41 155L43 158H51V159H57V161H58V163L61 165V167L62 166H64L66 163H68V162H70L72 159H73V157H72V152H76L79 148L78 147H75V145H77V144H75V142L77 141L79 144L80 143H84V142H87V143H89V142H91V141H94V140H96V139H101L102 137H104L105 135H109V133H110V131L109 130H111V129H113V128H111V126H112V124L114 123L113 122V118H112V116H116L115 114L113 115V113H114V111L113 110H115V109H117L118 108V106L119 105H121L122 106V104H124L126 101H124V102H121V98L120 97H118V98H115ZM162 100V99H161ZM175 100V99H174ZM209 100V101H210ZM213 100V99H212ZM218 100V99H217ZM217 100H213V101H215V102H217ZM222 101H219L220 103H219V105L216 107L215 106V104H214V110H215V112H211L209 115L210 116H214V118H215V116H220V117H222V119H220V117H218V119L217 120H215L213 123H212V121L210 122L211 123V125L208 123V122H206V121H203V122H205L208 126H206V125H204V127L206 126V128H205V130H207L208 132H207V136H208V139L210 140V141H212V140H216V143L218 142V140L220 139L221 141H220V143H222V145L221 144H214V145H217L218 147H216V146H214V145H212V146H214V148H212V147H210L212 150H209L208 148H209V146L210 145H208L207 144V142H206V144H203V143H201V145H203V146H199V147H197L196 146V144L197 143H199V142H202V141H204V137H203V134L206 132V131H204V133H203V130L204 129H202V133L199 135V134H197V135H199L198 137L197 136H195L194 137V139H190L189 137H190V135H189V137H188V135L186 134V136L183 138L182 136H180L179 138H178V145L180 144V142H181V144H184V142H190V144H188L189 145V147H193L194 148V146H196L195 147V149L194 150H191V151H194L195 152V154H199V156H198V158H196L195 159V163H193L191 166L192 167H194L193 168V171L194 172H197L198 174L197 175H201V176H198V178L196 177V179H198V180H196V179H194V180H192V181H190V182H188L187 184H188V186L190 187L189 189H195L194 187L195 186H198V185H195V184H197L196 182L197 181H199L198 183H200V185L202 186V187H207V188H214L215 187V184H216V182H217V180L218 181H220L221 182V179L223 180V179H225L226 177H227V175H229V174H226V173H228V171H229V169H231V170H233L232 168H235V171L236 170H238V171H240V170H244L245 172L248 170V169H245V168H247L248 167V164H249V161L248 162H243V161H246L245 159H243V157L245 158V156H246V154H247V151L249 150V148H250V146H252V148L253 147H258L257 146V144H258V142H256V140H254V139H256V137H258L256 134H258L257 132L255 133V128H258V125L256 124V125H254L255 123H257V122H260V129L262 130V128H264V115H263V117H261V115H259L258 113H259V111H262V109L261 110H259L260 108H264V103H263V101H264V98H263V101L262 102H260V103H262V104H260V103H258V101L256 102L257 104V106L255 105V106H252L251 107V105L249 104L248 105V107L247 106H245L246 108H243V109H239V108H237V109H239V112L240 113H242V114H239V112H237V114L236 115H241V116H243V114H245V113H247V112H251V111H255V109L257 108H259L257 111L258 112H256L259 116H260V119L258 120L257 119V116L255 117L256 118V120H258V121H254V119L255 118H252L253 117V115H252V113H255V112H251V116H249V114H247L248 115V117H251V120H253L252 122H250V124H249V127H248V125L246 126V123L245 122H248V121H244V124H245V126L246 127H243L241 124L243 123V122H240V121H238L237 120V118H236V120H235V118H233V117H231L233 114H235V113H233V112H235V111H233L234 109L236 110V108L235 107H237L236 105H234V104H232L233 106H235L234 107V109H232V108H229L228 110H230V109H232V110H230L229 112H232L233 114L230 116V117H228L227 118V116H228V110L226 109L227 107H229L228 106V104H230L232 101H228V100H223V99H221ZM234 100H235V98H234ZM237 98H236V100H235V102H237ZM10 101V100H9ZM41 101V100H40ZM56 101H57V99H56ZM129 101H130V103H131V97H130V99H129ZM149 101V100H148ZM154 101H156V100H154ZM153 101V103H155ZM160 101V100H159ZM191 101V100H190ZM244 101V100H243ZM246 101V100H245ZM244 101V103H250V102H245ZM253 101H255V99L253 100ZM36 102H37V100H36ZM112 102V101H111ZM169 102V101H168ZM175 102V101H174ZM176 102H177V100H176ZM180 102V103H181ZM203 102V101H202ZM206 102V101H205ZM234 102V103H235ZM38 103V102H37ZM44 103H45V99H44ZM43 103V104H44ZM162 103V102H161ZM164 103V102H163ZM165 103H166V100H165ZM172 103L173 102H171V104L170 105H172ZM183 103V102H182ZM198 104L197 105H200L199 104V102H197ZM201 103V102H200ZM204 103V102H203ZM209 103V102H208ZM207 103V104H208ZM253 103V102H252ZM41 104V103H40ZM39 104V105H40ZM49 104V103H48ZM100 104H101V101H100ZM109 104V103H108ZM126 104H127V102H126ZM128 104H129V102H128ZM132 104V103H131ZM174 104V103H173ZM184 104H185V102H184ZM206 104V105H207ZM212 104V103H211ZM240 104V103H239ZM258 104H260V105H258ZM45 105H47V104H45ZM44 105V106H45ZM87 105V104H86ZM164 105V104H163ZM194 105V104H193ZM193 105H190V108H193ZM203 105V104H202ZM210 105V104H209ZM42 106V105H41ZM104 106V105H103ZM103 106H101L100 105V107H102V108H106L105 106L103 107ZM154 106V105H153ZM159 106V105H158ZM175 106V105H174ZM192 106V107H191ZM242 106H244V104L242 105ZM39 107V106H38ZM43 107V106H42ZM82 107V106H81ZM124 107V106H123ZM126 107V106H125ZM160 108L162 107V106H159ZM203 107H204V105H203ZM208 107V106H207ZM226 107V108H225ZM239 107V106H238ZM120 108V107H119ZM132 108V107H131ZM130 108V109H131ZM163 108H165V107H163ZM183 109V107H180V109ZM198 108H199V106H198ZM200 108H201V106H200ZM200 108L199 109H193V111H195V110H199V111H201L200 110ZM55 109H56V107H55ZM81 109V108H80ZM107 109V110H108ZM122 110V112H121V114L122 113H124V112H126V111H124L123 112V108H121ZM130 109L127 111L128 113H129V111H130ZM178 109H179V107H178ZM177 109V110H178ZM179 109V110H180ZM204 109H206V108H204ZM226 109V110H225ZM247 109V110H246ZM40 110V109H39ZM95 110V109H94ZM106 110V109H105ZM126 110V109H125ZM161 110H163V109H161ZM167 110H168V108H167ZM184 110H186V111H183V110H181V111H183V112H179L180 114H185V115H187L186 113H187V109H184ZM210 110H212V108H210ZM247 112H246V111ZM34 111V110H33ZM36 111V110H35ZM100 111V110H99ZM191 111V110H190ZM189 111V112H190ZM193 111H191V112H193ZM199 111H197V112H199ZM213 111V110H212ZM39 111L37 110V113H38ZM69 112H70V110H69ZM78 112H80V111H78ZM77 112V113H78ZM84 112L85 111H83V114H84ZM89 112V111H88ZM117 112V111H116ZM118 112H119V109H118ZM159 113H163V112H160V111H158ZM165 112V111H164ZM205 112V111H204ZM208 112V111H207ZM89 113H91V112H89ZM132 113V110L130 111V114ZM264 112H262L261 114H263ZM18 114V113H17ZM67 115V117H70V116H72L73 117V115L71 114V113H68V111H66V113H64V115ZM71 114V115H70ZM95 114H97V113H95ZM94 114V115H95ZM106 114V116H104ZM118 114H120V113H118ZM129 114V115H130ZM133 114V113H132ZM179 114V115H180ZM199 114V113H198ZM198 114L196 115V113H192V116L189 118L190 120L188 121L189 123H188V125L187 126H185V127H182V128H180V129H186V130H188V129H197V127L196 128H194V127H191L190 125H192L193 123H194V121L200 116H198ZM226 114H227V116H226ZM36 115V114H35ZM52 115V117L51 118H54V120H50V116ZM70 115V116H69ZM75 115V114H74ZM82 115V114H81ZM88 115V114H87ZM86 115V116H87ZM91 115H92V113H91ZM91 115H89L88 117L89 118H86L85 117V119H90V118H92V117H90ZM128 115V116H129ZM247 115H245L244 117H246ZM254 115H256V114H254ZM54 116V117H53ZM77 116V115H76ZM80 116V114L78 115V117ZM99 116V114H97V117ZM118 116V115H117ZM120 116V115H119ZM118 116V117H119ZM121 116H123V115H121ZM202 116V115H201ZM226 116V117H225ZM66 117V116H65ZM66 117V118H67ZM80 117H84V116H80ZM97 117H96V119H97ZM181 117V116H180ZM180 117H178V118H180ZM185 117V116H184ZM35 118V117H34ZM71 118V117H70ZM75 118V117H74ZM121 118H123V117H121ZM125 118V117H124ZM183 118V117H182ZM201 118V117H200ZM206 118V120L208 119V117H205ZM233 118V119H232ZM238 118H240V117H238ZM259 118V117H258ZM65 119V118H64ZM78 119L79 118H77V121H78ZM93 119H94V116H93ZM119 119H120V117H119ZM181 119V118H180ZM202 119V118H201ZM212 119V118H211ZM36 120V119H35ZM70 120H72V119H70ZM69 120V121H70ZM86 120V121H87ZM126 120V119H125ZM186 120V119H185ZM198 120H200V119H198ZM202 120H204V119H202ZM214 120V119H213ZM222 120V121H221ZM244 120H246V119H244ZM250 120V121H251ZM68 121V122H69ZM75 121V120H74ZM80 121H81V118H80ZM115 121H117V119L115 120ZM124 121V120H123ZM123 121H122V123H123ZM236 121H238V122H236ZM57 122V123H56ZM65 122H67V121H64V123ZM79 122V121H78ZM77 122V123H78ZM83 122V125H86L85 124V121L83 120L82 121ZM88 122H92V119H91V121H89L88 120ZM120 122V121H119ZM185 122V121H184ZM202 122V123H203ZM56 123V125L58 124V126H56V127H54V124ZM61 123V122H60ZM71 123H72V121H70V125H71ZM76 123V124H77ZM179 123V122H178ZM196 123V122H195ZM199 123H201L200 121H199ZM75 124V123H74ZM75 124V126H77ZM79 125L81 124V123H78ZM117 124H118V122H117ZM121 124V123H120ZM64 125V124H63ZM69 125V126H70ZM91 125V124H90ZM210 125V126H209ZM66 126V125H65ZM68 126V127H69ZM72 126H74L73 124H72ZM74 126V127H75ZM200 125H198V127H199ZM257 126V127H256ZM71 127V126H70ZM81 127V126H80ZM109 127L111 128V129H109ZM248 127V128H247ZM71 128H73V127H71ZM70 128V129H71ZM116 128V127H115ZM119 129V128H118ZM179 129V130H180ZM75 130H76V128H75ZM108 130V131H107ZM198 130H200V129H198ZM71 131V130H70ZM240 131V132H239ZM258 131V130H257ZM114 135L117 133V130H114ZM195 132V131H194ZM199 132V131H198ZM236 132H238V134L236 133ZM112 133V132H111ZM71 134V136H69ZM194 134V133H193ZM196 134V133H195ZM234 134H237L236 136H234ZM260 134V133H259ZM107 135V136H108ZM179 135H180V133H179ZM184 135V134H183ZM32 136H36L35 137V140L33 141V140H31V137ZM226 136V137H225ZM229 136V137H228ZM231 136H234L233 137V139L231 138ZM253 137L251 140H248V138L249 137ZM109 137V136H108ZM186 137H188V138H186ZM192 137V136H191ZM226 138V139H221V138ZM259 137H261L260 135H259ZM227 138H229V139H227ZM261 138H263V137H261ZM103 139V138H102ZM186 139V140H185ZM190 139V140H189ZM207 138L205 139V140H208ZM258 140L257 141H259V139L260 138H257ZM185 140V141H184ZM228 140V141H227ZM57 141V142H56ZM100 141V140H99ZM105 140H103V142H104ZM224 141H226V143H224ZM56 142V144H54ZM96 142H98V141H96ZM183 142V143H182ZM205 142V141H204ZM219 143V142H218ZM52 144H54V148H50V146L52 145ZM85 144V143H84ZM94 144V143H93ZM192 144V145H191ZM224 144V145H223ZM55 145H56V147H55ZM260 145H262V146H264V143H260ZM85 146V145H84ZM87 146H88V144H87ZM180 146V145H179ZM86 147V146H85ZM95 147V146H94ZM230 147V149H231V151L227 154V156L225 155V153H224V155H223V149L222 148H225V149H227V150H230V149H228ZM82 148V147H81ZM82 149H84V147L82 148ZM91 149V148H90ZM96 149V148H95ZM184 149H186V148H184ZM190 149V148H189ZM221 149H222V151H221ZM80 150V149H79ZM188 150V149H187ZM186 150V151H187ZM259 150H261V149H259ZM91 151V150H90ZM180 151V150H179ZM188 151H190V150H188ZM205 151H208V152H211L210 154H207V152H205ZM220 153H222V155L224 156H222L221 158H220V156H218V158L216 159V160H214L215 159V157H217V154H219V152ZM262 151V150H261ZM181 152V151H180ZM179 152V153H180ZM27 153V152H26ZM26 153L24 154V155H26ZM32 153H30V154H32ZM182 153V152H181ZM186 153V155H187V152H185ZM185 153H184V156H185ZM26 155V157H28L29 156V160H28V158H27V160L29 161V162H27L28 164L27 165H29V164H34V163H30V162H32V161H34V157H35V155ZM75 154V153H74ZM36 155V156H37ZM181 156L183 155V154H180ZM205 155V156H204ZM220 155V154H219ZM180 156V159H182V157ZM191 158H192V156H191ZM246 158H247V156H246ZM24 159H26V158H24ZM241 159V160H240ZM250 159V158H249ZM19 160V159H18ZM78 160V159H77ZM209 161V160H212V161H215V162H212V161H209L208 162V166H209V164H213V165H211L210 167H207V168H205L206 166V164L204 163V162H206V161ZM238 160H240V161H238ZM248 160V159H247ZM251 160V159H250ZM25 161V160H24ZM180 161V160H179ZM21 162V161H20ZM26 162V161H25ZM24 162V163H25ZM183 162H184V160H183ZM210 162H212V163H210ZM236 162H241V164H242V162H243V164H242V166H240V165H238L237 166V164H235ZM44 163H47L46 161H44ZM178 163V162H177ZM180 164H181V162H179ZM187 163V162H186ZM252 163V162H251ZM36 164V163H35ZM37 164H38V162H37ZM195 164H197V166L195 165ZM203 164V165H202ZM233 164H235L236 166H234V167H231ZM239 164V163H238ZM74 165V164H73ZM175 165V164H174ZM173 165V166H174ZM24 166V168H25V170H24V172L26 171V169H27V166L24 164L23 165ZM190 166V167H191ZM203 166H205V167H203ZM243 166L245 167L244 169H242L243 168ZM247 166V167H246ZM36 167H37V165H36ZM57 167V166H56ZM181 167V166H180ZM184 167V166H183ZM231 167V168H230ZM238 167H242L241 169H239ZM15 168H16V166H15ZM29 168V167H28ZM41 168V169H40ZM58 168V167H57ZM175 168V167H174ZM178 168V167H177ZM238 168V169H237ZM32 169L34 170V168L32 167ZM36 169V168H35ZM63 169V170H62ZM61 170H59V171H61V172H65L64 170V167L62 168ZM179 169V168H178ZM256 169H258V167L256 168ZM29 170H30V168H29ZM29 170H27L26 172H28ZM172 170V169H171ZM175 171H176V169H174ZM189 170H191V168L189 169ZM237 171V172H238ZM238 172V173H240V175L242 174V173H244V172ZM12 172H14V173H12ZM34 173H37V171H33ZM55 172H56V169H55ZM232 172V171H231ZM237 172L236 173H234V174H237ZM32 173V172H31ZM51 173V172H50ZM57 173H59V172H57ZM66 173V172H65ZM65 173H64V175H65ZM173 173V172H172ZM176 173H177V171H176ZM214 173H217V175H216V177L218 178V177H222L221 179H217L216 181H213V178H212V176H213V174ZM29 174V173H28ZM52 174V173H51ZM175 174V173H174ZM231 174V173H230ZM32 175H34V174H31V176ZM102 175V174H101ZM221 175V176H220ZM26 176V175H25ZM97 176V175H96ZM96 176H94V178L96 177ZM100 176V175H99ZM229 176H231V175H229ZM228 176V177H229ZM23 177V176H22ZM43 177V176H42ZM58 177V176H57ZM65 177V176H64ZM92 177V176H91ZM98 177V176H97ZM175 177V176H174ZM232 177V176H231ZM230 177V178H231ZM16 178V179H15ZM119 178V177H118ZM168 178V177H167ZM199 178H202L201 180L199 179ZM238 178V177H237ZM237 178H235V179H233V181L234 180H236ZM55 179H57V178H55ZM88 179H90V178H88ZM215 179V178H214ZM226 179H228V178H226ZM85 180V179H84ZM196 180V181H195ZM231 180V179H230ZM237 182H239L238 180H236ZM240 183H244V181L243 180H241L240 179ZM243 181V182H242ZM232 182V181H231ZM231 182H227V183H229V184H231ZM237 182H232V183H234V185L232 184V185H230V186H228V184L226 183V185L228 186V188H229V190L230 189H232L233 187V189H238V188H242L241 190H242V194L244 195V194H246L245 192L247 191V189H249V187L247 188H243L244 187V184L242 185V187H237V185H239V184H237ZM255 182V181H254ZM77 183V182H76ZM219 183V182H218ZM221 184V183H220ZM122 185V186H123ZM164 185V184H163ZM204 185V186H203ZM217 185V184H216ZM219 185V184H218ZM125 186V185H124ZM235 186L237 187V188H235ZM250 186V185H249ZM119 187L122 189V191H121V189L119 190ZM204 187V188H205ZM231 187V188H230ZM225 188H226V186H225ZM227 188V189H228ZM196 189H199V186L198 187H196ZM195 189V190H196ZM201 189V188H200ZM215 189V188H214ZM246 189V190H245ZM202 190V189H201ZM210 190H212V189H210ZM217 190H219V189H216V191ZM245 190V192H243ZM255 190V189H254ZM127 191H129V192H127ZM150 191H151V189H150ZM159 191V190H158ZM203 191V190H202ZM201 191V192H202ZM212 191H214V192H212ZM211 191V193H213V194H215L216 192H215V190H212ZM225 191V190H224ZM232 191V190H231ZM237 191V190H236ZM240 191V190H239ZM192 192V191H191ZM191 192H189L187 195H193L194 194V192L193 193H191ZM200 192V193H201ZM191 193V194H190ZM210 192L208 193V194H211ZM218 193V192H217ZM219 193H220V191H219ZM226 193H230V191H227ZM238 193H241V192H238ZM238 193H236L237 195L236 196H238L239 194ZM126 194H130V196L128 195V196H126ZM153 194V193H152ZM155 194V193H154ZM231 194V193H230ZM235 194V193H234ZM233 193H232V195H234ZM72 195V194H71ZM162 195H163V193H162ZM195 195H196V193H195ZM200 195H202V194H200ZM217 195V194H216ZM220 195V194H219ZM208 196V198H209V200H210V198H213L214 199V197L213 196H209V195H206V197ZM226 196V195H225ZM229 196V195H228ZM146 197V196H145ZM193 197V196H192ZM217 197V196H216ZM220 197H222V196H220ZM224 197V196H223ZM65 198L63 199V200H65ZM150 198V197H149ZM161 198V197H160ZM189 198V197H188ZM193 198H195V196L193 197ZM218 198V197H217ZM151 199V198H150ZM159 199V198H158ZM192 199V198H191ZM216 199V198H215ZM137 200V199H136ZM143 200V199H142ZM152 200V199H151ZM157 200V199H156ZM185 200H187V199H185ZM208 200V201H209ZM212 200V199H211ZM219 200V199H218ZM134 201V200H133ZM153 201V200H152ZM169 201V200H168ZM193 201V200H192ZM135 202V201H134ZM186 202V201H185ZM189 202V201H188ZM58 203H61V202H58ZM129 203V202H128ZM132 202H130V204H131ZM110 204H108V206H110ZM115 204V203H114ZM120 204V203H119ZM62 205V204H61ZM60 205V206H61ZM112 205V204H111ZM56 206V205H55ZM57 206L59 207V204H57ZM167 206V205H166ZM108 208V207H107ZM44 209V208H43ZM60 209L61 208H58V209H56V210H53V213L54 212H57L58 214H59V212H60ZM62 209H64V208H62ZM112 209H113V206H112ZM51 210V209H50ZM51 210V211H52ZM27 211V210H26ZM43 212V211H42ZM45 213V212H44ZM49 213V212H48ZM57 213H54V217H56V216H58V214ZM61 216V215H60ZM19 217H17L18 219H19ZM63 217H65V216H63ZM22 218V217H21ZM49 218H51L50 216H48V219ZM47 219V218H46ZM54 219H56V221H57V219L58 218H54ZM10 220V219H9ZM41 220V219H40ZM42 220H44V219H42ZM50 220V219H49ZM48 220V221H49ZM59 220V219H58ZM60 220H62V218H60ZM23 221V220H22ZM21 221V222H22ZM8 222V221H7ZM49 222H51V221H49ZM19 223V222H18ZM43 223H47V222H43ZM58 223V222H57ZM50 224V223H49ZM52 224V223H51ZM6 229V228H5ZM26 229V228H25ZM0 232H1V229H0ZM19 237V236H18ZM19 239V238H18ZM166 241L168 242V243H164L163 244V248H167V246L169 247V245H171V243H169L170 241H169V239L168 238H166ZM24 242H25V240H24ZM166 244V245H165ZM24 246V247H23ZM187 245H186V243H185V240L183 239V243H182V247L183 248H187L186 247ZM21 247H23V248H21ZM196 247V246H195ZM23 249V252L25 251V250H31L30 248H33V250H34V252H33V256H34V258H33V256H31L30 254V256H24V257H22V258H20L19 260H18V257H20V256H18L17 255V252H18V249ZM25 253V252H24ZM29 252H27V254H28ZM38 253V252H37ZM22 254V253H21ZM35 254H36V251H35V247L33 246V244H31V245H29V244H27V242L26 243H20L18 240H17V237H16V235L14 234V232H10V233H8L6 236H4L3 234H0V264L2 263V261L4 260V258L6 259V257H9L10 258V260H11V258L14 256L18 261H19V263L18 264H28L29 262H34V260H35V263H36V257H35ZM25 255V254H24ZM59 255V254H58ZM18 256V257H17ZM32 257V258H31ZM44 262V261H43ZM34 263V264H35ZM31 264H33V263H31Z\"/></svg>",
  "mask_w": 264,
  "mask_h": 264
}]
</instances>
